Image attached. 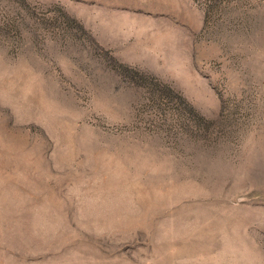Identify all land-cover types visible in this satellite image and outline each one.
<instances>
[{
	"label": "rangeland",
	"instance_id": "rangeland-1",
	"mask_svg": "<svg viewBox=\"0 0 264 264\" xmlns=\"http://www.w3.org/2000/svg\"><path fill=\"white\" fill-rule=\"evenodd\" d=\"M0 264H264V0H0Z\"/></svg>",
	"mask_w": 264,
	"mask_h": 264
}]
</instances>
